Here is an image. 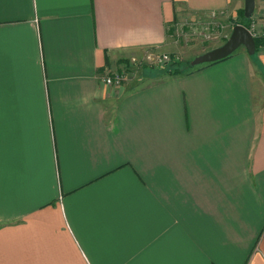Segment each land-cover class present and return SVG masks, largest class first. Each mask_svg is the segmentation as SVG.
I'll return each instance as SVG.
<instances>
[{"label":"crops","instance_id":"1","mask_svg":"<svg viewBox=\"0 0 264 264\" xmlns=\"http://www.w3.org/2000/svg\"><path fill=\"white\" fill-rule=\"evenodd\" d=\"M243 5L0 0V264H264L261 46L130 63L221 45Z\"/></svg>","mask_w":264,"mask_h":264},{"label":"water","instance_id":"2","mask_svg":"<svg viewBox=\"0 0 264 264\" xmlns=\"http://www.w3.org/2000/svg\"><path fill=\"white\" fill-rule=\"evenodd\" d=\"M254 7L255 0H244V17H250L254 11ZM240 46H243L250 55L255 53V41L252 33L245 25L236 23L233 25L232 31L224 43L196 55L189 63L191 66H196L215 62L230 56Z\"/></svg>","mask_w":264,"mask_h":264},{"label":"built area","instance_id":"3","mask_svg":"<svg viewBox=\"0 0 264 264\" xmlns=\"http://www.w3.org/2000/svg\"><path fill=\"white\" fill-rule=\"evenodd\" d=\"M260 21H261V29L259 30V32L254 31L253 24L249 25L250 27L249 30L252 33L253 37L254 36L260 37L262 39L261 49L264 54V7L260 15ZM168 60H170V57L168 56L167 53H158L156 51L147 50L141 56L131 57L130 63L137 66H142L145 64L160 66L161 64L167 62ZM124 78H125V72L123 70L106 72L102 76V80L105 84L114 87H119L123 83Z\"/></svg>","mask_w":264,"mask_h":264},{"label":"trees","instance_id":"4","mask_svg":"<svg viewBox=\"0 0 264 264\" xmlns=\"http://www.w3.org/2000/svg\"><path fill=\"white\" fill-rule=\"evenodd\" d=\"M238 15H239V18L235 23H240V24L245 25L246 27H249V25H250L249 20H250L251 16L248 18L244 17L243 9L238 11ZM254 41H255V51H256L258 49V47L261 46L262 41H260L259 37H255V36H254ZM188 65H190L189 62H188ZM190 67H192V66L190 65ZM164 71L169 73V74H179V73L184 72L181 69V63L178 61L177 62L176 61L170 62L169 65H166V67H164Z\"/></svg>","mask_w":264,"mask_h":264},{"label":"rangeland","instance_id":"5","mask_svg":"<svg viewBox=\"0 0 264 264\" xmlns=\"http://www.w3.org/2000/svg\"><path fill=\"white\" fill-rule=\"evenodd\" d=\"M239 18V15L237 17V19H232L231 22L232 23H235ZM235 20V21H234ZM198 52V51H193V53H186V54H183V53H180V52H167L168 56L170 57V60H168L167 62H164L163 64H161L160 66H155V65H149V64H145L144 66H150L151 68H158V67H166V65H169L170 62L172 61H178L181 63V69L182 71H186L188 70L190 67V65H188V62L191 61L193 55H195V53ZM188 58V59H187ZM187 59V60H186ZM193 67V66H192Z\"/></svg>","mask_w":264,"mask_h":264}]
</instances>
